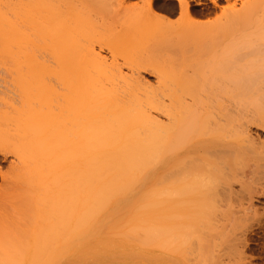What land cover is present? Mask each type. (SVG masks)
<instances>
[{"label":"bare ground","instance_id":"1","mask_svg":"<svg viewBox=\"0 0 264 264\" xmlns=\"http://www.w3.org/2000/svg\"><path fill=\"white\" fill-rule=\"evenodd\" d=\"M37 1L46 4L45 0ZM62 1L59 4L67 7L60 5L65 7L64 10L59 8L62 13L55 8L58 14L41 3L49 12L45 10L47 12L43 13L45 11L39 8L37 15L42 11L45 15L39 14V19H36L39 24L36 21L30 23L39 27L42 41H48L50 48L44 44L38 51L42 50V53L47 49L49 53L45 54L51 56L52 62L39 54L37 57L43 58L42 61L33 54L32 58L27 56L24 64L43 66L41 68L50 65L54 71L61 69L63 72L62 76L58 75L59 72L56 75L60 84L56 86L60 89L55 86L52 93L34 94L33 100L36 97L40 105L54 99L55 103L60 102L59 106L55 105L58 113L64 111L59 113L61 116L57 113V117H52L53 120L50 114L43 113L50 115L46 123H42L45 119L40 120L43 115L39 112L40 126H34L32 134L40 139L43 133L54 130L51 131L55 133L54 145L52 143L51 146L54 150L64 149L63 152L59 150L61 155L57 152L58 155H66L64 151L67 148H63L66 145L71 146H68L70 151L72 149L70 153L77 149L80 152L76 154L77 159L75 154L70 155L77 163L68 157V161L71 159L68 168L74 170L77 167V170H72V174L77 173L73 178L77 177H71L75 182L68 181L67 186L73 205L78 203V198L72 201L70 194L75 196L80 191L79 205L83 210L80 215L83 219L85 216L84 224L99 214L104 226L111 224L108 219L112 217L122 215L125 219L110 225L123 229V232L110 235L117 237L112 252V260L116 264H192L178 258L177 244L174 246L177 249L170 244L179 240V247L182 241L186 243L184 235L188 228L204 226L205 222L207 226L212 224L209 221L213 218L209 217L208 221L207 216L232 212L239 194L245 192L246 197L259 192L264 194V140L251 133L253 128L264 130V0H221L225 6L219 9L220 19L215 24H203L195 19L201 16L195 7L204 6L202 0H138L139 4L133 5L132 0H76L77 4L73 6L75 0H68L69 4L65 3L67 0ZM216 1L209 0L214 5ZM160 2L166 9L171 8L170 11L168 9L169 17L158 12L160 9L156 5ZM1 9L0 54L3 58L0 55V59L19 66L21 64L16 58L23 49L22 42L29 37L24 33L25 28L21 31L18 16L3 14ZM31 10L30 14L33 13ZM144 44L152 54L139 52L145 48L142 47ZM43 46L47 48L43 49ZM104 52L109 55V62L101 54ZM50 67L48 69L51 70ZM122 69L128 70L129 75H123ZM141 72L158 77V88L163 86L159 98H145L150 86L140 76ZM72 79L71 83L69 80ZM114 79L122 81L121 84H117L118 81L111 87L105 85L108 80L115 82ZM29 100L34 104L35 100ZM10 133L0 134V156L3 160L12 154L4 146H21V140L18 139V143L15 140L22 139L26 132L23 131L20 137H13ZM5 138L15 144L12 141L6 143ZM68 154L66 159L58 158L65 160L66 164ZM57 159L54 160L59 162ZM5 175L0 169L2 183L9 180ZM64 184L66 186V183L58 184L60 189ZM70 184L75 189L76 186L79 188L74 194L72 191L75 189L71 185V190ZM234 184L239 185V191H234ZM4 185H0V190L7 186ZM66 191L64 194L68 193ZM9 198H0V264L22 261L24 256L13 225L17 224L19 216L26 213L1 210L2 202H8ZM56 202L62 208L66 207L64 202L61 204L62 200L59 202V197ZM252 206H243L244 209L241 206L239 211L243 217L250 213ZM194 215L200 219L191 220ZM197 219L204 224L201 221L200 225L197 224ZM232 219V222L238 220L234 221V216ZM215 224L217 227L216 222L212 227ZM198 227H195L196 231H204H201L204 236L210 229ZM130 232L132 234L128 236ZM127 238L136 243L139 241L141 248V243H145L143 247L147 249L152 246L163 251L170 245L167 247L177 250L172 253L178 257L169 256L157 248L147 252L135 251L136 247L131 246L134 242H127ZM140 240L145 242L140 243ZM146 240L151 243L148 241L146 244ZM153 241L157 244L153 245ZM158 242L164 248L162 246L161 249ZM170 250L167 253L170 254ZM217 253L213 249L205 257L215 263L220 259H217Z\"/></svg>","mask_w":264,"mask_h":264},{"label":"rangeland","instance_id":"2","mask_svg":"<svg viewBox=\"0 0 264 264\" xmlns=\"http://www.w3.org/2000/svg\"><path fill=\"white\" fill-rule=\"evenodd\" d=\"M1 1L3 2V4H1V6H0L2 8V9L0 8L1 13L6 14V15H10V16L12 15L11 17L18 16V19L21 22V27H22L21 31L23 32V30L26 29L24 33H26L27 34L26 36L29 37L28 40L25 39L27 41L22 42L23 43L22 44L23 49H22L21 53L19 54L18 58H16V60H19L21 65H19V66L14 65L12 63H9L8 61H6V62L3 61L4 59L3 60L0 59V131H1V129H3L2 132H0V134L3 133L4 135H9V134H7L9 131V133L11 132L10 134L13 135V137H17L19 135L22 136L23 131H24V133L25 132L26 133L31 132V134H32L33 129H35L34 126L39 125L40 120L45 119V121H43L42 123H44V122L46 123V121L49 122L48 118L50 119V117H51V119L53 120L52 117H54V118L57 117L56 114L58 113V110H57L58 107H56L55 105L59 106L58 103H60V102L55 103L54 99H53V101H52V99H50L51 101L50 100H49V102L46 101L47 102L46 104H44L45 102H42L44 104V106H46V107H43V104H40V105L37 104V102L35 100L36 97L34 98V100L36 102V103L34 102V104L32 103V101L29 100V98L33 100L32 96H34V94H38L40 92L44 93L46 91V93H47V91L48 92L50 91V93H52L51 89L59 84L57 81L58 80L57 76L61 75L63 73V72L62 73L60 72L62 70L61 69H60V71L58 70L57 72H59L60 74L58 73V75H57V72L54 71V69L52 67H50V65H48V64H47L48 67L52 68L53 70L48 69V67L41 68L43 66H40V65L39 66H37V65L36 66L25 65L24 62L27 61L26 58L28 55H29V57H31V55H33V54L36 57L37 56L39 57V54H40V56L41 57L43 56V58L47 57L46 61H49L48 59H50L49 62H52L51 58H49L51 56H49L47 54V53H49L48 50L46 49L47 47H44V46L49 47L48 41L46 39L44 41H42L43 37L41 38L40 37L41 35L39 36V34H38L40 32L39 27H36V26L34 27L33 25H30V23L33 24V22L35 23V21H36V23L39 24V20H36V19H39V17H40L39 14H41L43 12L42 11L37 15V13H38L37 11L39 10V8H40V11L41 10H44V11L47 10L48 11V9L50 11V9H53V11H55V13L57 11V14H58L59 8H62L65 4L64 5H63V3L59 4V2H61L62 0H57V1L52 0V2H51V0H48V1L45 0L44 2L46 4H44L42 2H38L37 0H1ZM74 2H76V3H74ZM74 2H73L74 4L72 3V6L77 4L76 0ZM202 2H204V4H203L204 6L195 7V10L199 11V13L201 15L195 19L198 22L203 23V24L204 23L215 24V23L219 22V19H220L219 9L222 6H225L224 2L221 0H217L215 5L210 3L209 0H202ZM36 3L37 4L40 3L39 4L40 6L38 7V5ZM41 3L43 5H45L46 8H48V9H46ZM65 3L69 4L70 1L67 0V1H65ZM131 3H132V5L137 4L138 0H132ZM58 4H59V6H58ZM60 5H63V6L61 7ZM158 5L160 6V8ZM51 6H53V7H51ZM156 6L158 9H160V11H158V12H160L161 14L168 15V13H170L169 11L171 8L167 7V9H166V7L163 6L162 2L158 3ZM32 7H34V9H32ZM42 7L45 9H43ZM65 7H67V6L65 5ZM65 7H63V10ZM161 7L163 8L164 11L161 10ZM55 8L58 10H56ZM70 9H73V7ZM168 9H169V11H168ZM30 10H31V13L33 12L32 14H30ZM33 10L35 11V13ZM63 10L60 9L59 10L60 13H62ZM47 11H45L43 13H46ZM53 11L51 10V12H53ZM55 13H53V14H55ZM31 15H33V16H31ZM44 15L45 14H43V16ZM29 16H31L32 18L34 17V18L31 20V17H29ZM168 17H169V15H168ZM175 18H176V16H174V19ZM172 19H173V17H172ZM40 20H41V18H40ZM30 21H32V22H30ZM31 26H33L34 28ZM44 44H46V45H44ZM42 45H44L43 49H46V50H44V52H42L43 55L41 53L42 50L38 51L39 46H41V48H42ZM50 45H51V43H50ZM144 46H145V48H143V49L141 47H139V49L140 48L142 49V50H139V52L147 55L149 53L150 49L148 50V46H146L145 44L142 45V47H144ZM0 51H1V49H0ZM45 52H47V53L45 54ZM101 54L104 57L106 56V59L109 62V58H108L109 55L106 54L105 52L101 53ZM149 54H152V51ZM1 56H0V58H1ZM41 57L38 59L42 60L43 58L41 59ZM2 58H3V56H2ZM121 60L122 59H120V57H118V61L121 62ZM44 61H45V59H44ZM52 64L53 63H51V66H52ZM57 67L55 65V68H57ZM122 72H123V75H127V74L129 75V72L126 69H122ZM61 76L59 77V79H61ZM140 76L150 86L148 88V90L146 91V94H145L146 96L144 95L145 98L146 97L147 98H156V97L159 98L160 94L162 93L163 86L161 87L162 84H160L159 86L161 88H158V85L156 83L157 82L156 79L158 80V77L155 74H145L143 72H141ZM115 80L116 79H114V81ZM61 81L63 82V80H61ZM69 81H71V83H72L73 79L69 80ZM108 82H112V83H110V86H109ZM117 82L116 81L113 82V81L108 80L107 83H105V85L107 84L108 87H111V84H116ZM120 82H122V81H119L117 84H119ZM70 86H71V84H70ZM60 88L61 87H59V89ZM143 91H145V90H143ZM139 92H137V93H139ZM43 93H41V94H43ZM141 93H142V91H141ZM144 93L145 92H143V94ZM143 94H141L140 96H142ZM144 96H142V97H144ZM142 97H140V98L142 99ZM51 98H53V97H51ZM35 112H37L39 115ZM39 112L41 113V115H43V113H46L47 115L50 114L51 116L50 115H49L50 117L45 116L46 114H44L43 115L45 117L44 118L43 116L42 117L40 116ZM61 112H64V111H59V113H61ZM62 116H65V115H62ZM39 118H40V120H39ZM61 118L64 120L63 117H61ZM160 119L163 120V118H160ZM52 120L50 122H52ZM59 120H61V119H59ZM36 123H38V124H36ZM52 123L51 124L48 123V124H50L52 126ZM27 124H28V127H27ZM40 124H41V122H40ZM7 128H10V129H7ZM25 128H26V131H25ZM27 128H28V131H27ZM31 128H32V130H31ZM5 131H7L6 134H5ZM51 131L55 132L54 130H51ZM51 131L49 130L50 133L49 132L43 133L42 136L40 137V139H39V137L34 136V134H32V136H31L30 133L29 134L27 133V136H25L26 135V133H25L22 136L23 137L22 139L17 138V140H15L16 139L15 138L14 140L17 141V143H18V139H19V141L21 140L19 143L21 144V142H22V144H21L22 147L19 144H17V146L10 144L12 140L10 141V139H9V141H7L8 139L5 138L6 143L9 142L10 145H9V147H8V145H6L7 147L4 146V148L5 149L7 148L10 151V153L12 152V154H9L4 160L0 156V169H1V172L4 173V175L8 174V177H10V176L11 177L8 178L7 175H5V179L6 180L9 179V180L8 181L5 180L7 184L5 182H3L5 184L4 186H6V185L7 186L4 187L3 190H0V198L11 197L12 200L9 198L10 200H8V202L3 201L2 202L3 204H1V206H2L1 210H4V211L6 210V212L8 211L9 213L10 212L11 213H18V212L26 213L25 215L23 214V216H19L16 219L17 224H15V226L13 225L15 233L18 234L19 246L21 247L20 249H22L21 251L23 252L24 256L22 257V261H13V263H11V264H116V262H114L112 260V258H113L112 252H114V250H115L114 248L116 247L115 245H116L117 237L116 236H115L116 238L112 237L113 236L112 234L116 235L117 233L123 232V229L119 228V227H113L110 225L113 224V222H117V221L119 223L124 222L125 219H122V215H119L118 218L112 217L111 219H108V220H110L111 224L104 226V225H101V217L102 216H101V214H99L98 216L97 215L94 216V218L91 217L92 219H91V221L88 220L87 225L84 224L85 216L83 215L84 216V219H83L82 216L80 215L81 211H83L79 205L80 199H79L78 194L80 191L75 196L70 194L72 201H73V198L75 199V201L77 200L76 198H78V200H77L78 203H75L76 205L78 204V206L76 207V205H73L71 200H70V197L68 194L71 191H70V189H68V186H67L68 181H69V183L73 182V184L75 182V181H71V177H72V179H76V177H77L76 176L73 178V175L74 176H75V174L77 175L76 171L74 172L75 174H72V172L74 170H77L76 169L77 167L76 168L74 167V170L73 169L70 170L68 168L71 164V162L69 163V161H71V159H73V157L71 158L70 155L73 156V154H75L74 156L76 158V156L80 152H78V149H77L76 152H78V153L73 152V154H72V153H70V152H72V149L70 151V149L68 148V146L71 147L70 145H68V146L66 145L67 147L63 146V148L64 147H65V149L67 148L66 151H64L65 154L67 155L69 153L67 156L66 164H65L64 163L65 160L62 159V161H61V159H59L61 157L60 151L63 152L64 149L62 150L60 148V149L56 150V148H55V150H56V152H55V150L53 149L54 147H52L54 145L53 139H55V133H52ZM74 132H75V130H74ZM77 133H78V131H77ZM251 133L253 135H257V136L261 137V139L264 140V130L253 128V129H251ZM62 134H63V131H62ZM74 135L76 136V133H74ZM1 137H3V135H1ZM24 137L27 141H25ZM56 137H58V136H56ZM62 137H64V136H62ZM71 137H74V136H71ZM44 138H46V139H44ZM49 138H51V139H49ZM23 140L25 143L23 142ZM28 140H29V143H28ZM46 140H47V143H46ZM62 141H64V139ZM12 142H14V141H12ZM44 142L46 145L44 144V146H43ZM34 143H36V144H34ZM52 143H53V145L51 146ZM13 144H15V142ZM18 145L20 147H18ZM59 146H60V144H59ZM30 149H32V150L30 151ZM38 149H40V150L38 151ZM46 149H48V150H46ZM67 150H68V152H67ZM79 151H80V149H79ZM38 152L40 153L39 155H37ZM57 152H59L60 155H58ZM56 153L58 156L55 155ZM66 155L64 156V154L62 153L63 157H61V158H65ZM55 156H57V158L58 157L59 158L57 159ZM68 157L71 158L69 161H68ZM40 158L41 159L43 158L42 161H40L41 160ZM53 158L55 160L57 159L60 161L59 162L55 161ZM74 159H73V162H76L77 160H74ZM53 160L55 161V163ZM51 161L54 164H51ZM40 162H42V163H40ZM25 163L28 166H26ZM58 163H60V164H58ZM76 166H77V164H76ZM36 167H38V169ZM62 169H63V172H62ZM34 170L36 173L34 172ZM78 170H80L79 164H78ZM240 170L238 172L241 173L242 170L241 171ZM15 173H17V174H15ZM38 173H41V174L38 175ZM33 174L34 175L37 174V176L35 175V177H34ZM18 175H19V177H18ZM54 175L57 177H55ZM38 178H39V181H38ZM53 178L56 179L57 181L54 180L56 182H52ZM60 180H63V181H60ZM8 182H9V184H8ZM37 182H38V184H37ZM60 182L62 184L66 183V186H65V184L62 185V186H64V187H62V189H60V186H61ZM3 183L0 179V185H2ZM58 184H60V186H58ZM73 184H70L69 187L71 188V185L73 187ZM75 185H76V183H75ZM65 187H67L68 190L65 189ZM238 187H239L238 184H234L233 185V189H235L234 191H236V192L239 191L240 188H238ZM73 188H71V190ZM77 188L78 187L76 186V189ZM0 189H1V187H0ZM76 189L74 192L72 191L73 194L76 192ZM66 190L68 191V193L64 194V192ZM241 194H239V196H240L239 198L236 197V198H238V200L232 209V212L234 211V214L229 211L230 212L229 213L230 215H229L228 213H226V211L225 212L222 211L224 214L223 213L220 214V212H219L218 213L219 215L217 213H214V215H212V216L211 215L207 216L208 218L207 217L206 218L208 219V221H209V217H211V219L212 218L214 219V220L213 219L210 220L212 222L209 221V223H212L209 226H207V224H208L207 222H205L206 225H204V226L200 225L202 220H200L201 221L200 222L197 219L195 221L198 222L197 224L200 225V227H198L196 225V222L193 221V223L195 222V224H194V225H196L195 227H198L200 229V228H204L206 226V230L208 229V227L210 228L209 230H211L213 228L212 232L207 230L208 233L205 232V236H204L203 233L201 234L202 230L201 231L199 230L197 232L196 228L192 227L191 229L194 230V232H197L195 234L190 228H188L187 234L188 235L190 234L191 237H189V239H188L187 234L185 233L186 235H184V236H186L187 239L186 238H184V239L187 241V242L185 241L186 243H184L181 240L184 237L182 235V238L180 239L182 241V243L180 241L181 245L179 244V247H178L179 240L176 241L175 243L170 244V245H173V248L177 244L176 247L179 249V251L170 250L171 247H169V248L167 247L170 245L165 246V248H164V245H162L164 249L168 248L165 251H164V249H163V251H161V250H159V248H157V247H155V248H157L161 252H164L165 254H168L169 256H173V257L180 256L178 258H181L182 260H185V261L192 263V264L193 263L209 264L210 262H213L212 259H208L207 257H205L208 254V252H210L213 249L218 252L216 254V256L219 255L218 258L217 257H214V258H217V259L220 258L219 260H217V262H215V263L213 262V264H216V263H218V264H264V194H261L259 192L257 195L252 194L251 197L250 196L246 197L248 195H246L247 193H245V192L241 193ZM57 197H59V202L62 200L61 204H63V202H64V205L66 204L65 205L66 207L63 206V208H62V205H60L61 206L60 207L58 205L59 203L58 204H57V202L55 203V201L57 200ZM239 199L241 200L240 202H239ZM233 202H235V201H233ZM249 203H252V204H249ZM232 205H233V203H232ZM239 205H240V207H239ZM247 205L248 206L253 205V206H252L250 213L248 212L247 215L245 217H243L244 214H242V212H240V211L242 210V208L244 209L245 206L247 207ZM241 206H242V208H241ZM66 208H67V210H66ZM78 209H81V210H78ZM222 215L224 217L223 219H222ZM227 215H228V217H230V221L228 220L229 218L226 217ZM194 216L195 217L191 216L192 217L191 220H194L195 218L200 217L197 215H194ZM231 216L232 217L234 216V221H236L237 219L238 220L236 222H232L233 219ZM113 219H115V220L117 219V220L115 221ZM191 220H190V222H192ZM215 222L218 224L217 227H216V224L214 227H212V225H214ZM221 225H223V226H221ZM13 227L11 229H13ZM193 228H195V229H193ZM198 228H197V230H198ZM117 229L119 231H115ZM221 229L222 230L225 229V230H223V232H222ZM214 230L216 231L215 232L216 235L213 234ZM220 231L222 233H220ZM226 231H227V233H226ZM127 232H129V231H127ZM131 232L127 233L128 236H129V234L130 235L132 234ZM192 232H193V235L191 234ZM202 232H204V231H202ZM210 232L212 234H210ZM206 233L209 235H207ZM217 233L219 235L218 237H217ZM223 233H225V234H223ZM110 235H112V236H110ZM194 235L195 236L197 235V236L195 237ZM212 235H215V236H212ZM197 237H199V238H197ZM212 237H214V238H212ZM126 241L131 242V243L134 242L133 245H131V244H129V245H131L133 248L136 247V248H134L135 251L138 249V251L140 250V251L147 252V251H152L155 249L154 247L151 246V244L149 246H151L152 249L151 248L147 249V247L146 248L143 247V246H146L144 243L145 240L144 241L140 240V243H141V241L144 243V244L141 243V246L143 245L142 248L139 246V241H137V243H136V241H133L132 238H127ZM148 241H149V243H151L150 240H148ZM148 241L146 242V244L148 243ZM154 242L155 241H153V243ZM15 244H18V243H15ZM134 244H135V246H134ZM156 244H157V241L153 245H156ZM12 246H14V245H12ZM19 246L17 245L18 248H19ZM158 246H161V243H159ZM162 246H161V249H162ZM176 247L174 249H177ZM169 250L171 251L170 254L167 253V251L169 252ZM172 251H177L178 254L180 252V254L177 256L176 254H174L175 252L172 253ZM208 257H209V255H208ZM214 260H216V259H214Z\"/></svg>","mask_w":264,"mask_h":264}]
</instances>
